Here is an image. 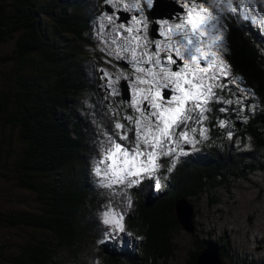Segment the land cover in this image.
Instances as JSON below:
<instances>
[{
    "label": "trees",
    "instance_id": "1",
    "mask_svg": "<svg viewBox=\"0 0 264 264\" xmlns=\"http://www.w3.org/2000/svg\"><path fill=\"white\" fill-rule=\"evenodd\" d=\"M98 8L108 12L96 0H4L0 5V42H15L13 58L26 72L18 77L16 92L0 99V127L18 131L23 147L12 169L16 186L33 194L38 205L33 213L0 211V228L23 232L16 248L0 247V264H68L66 253L88 255L89 231L97 233L90 124L80 110L85 94L98 105L107 95L97 66L101 52L91 49ZM225 25V59L232 77L239 76V84L255 93L243 101L254 104V110L240 111L235 100L243 93L225 81L228 86L218 95L234 103H212L204 152L183 161L160 192L152 180L135 189L140 205L127 221L133 237L118 247L101 243L102 264H171L178 251L176 235L184 231L175 214L176 200L187 198L193 204L202 195L231 192L238 181L264 172V33L233 14L226 13ZM118 99L123 101L121 95ZM100 107L126 124L118 107ZM221 120L227 128L218 126ZM191 235L195 251L185 264H197L206 247H217L223 260L228 257L226 237L200 240Z\"/></svg>",
    "mask_w": 264,
    "mask_h": 264
},
{
    "label": "snow or ice",
    "instance_id": "2",
    "mask_svg": "<svg viewBox=\"0 0 264 264\" xmlns=\"http://www.w3.org/2000/svg\"><path fill=\"white\" fill-rule=\"evenodd\" d=\"M105 2L114 8L118 5L117 11L122 9L136 13L129 18L131 23L123 21L115 12L106 15L110 23H115L114 16L121 19L115 38L111 41L117 47L114 53L109 52L108 55L126 59L123 54H129L127 62L134 69L131 80L123 72L113 75L101 69L110 96L122 94L115 87L121 79L131 83L130 89L125 88V92H130V99L125 102L136 116L123 117L131 129H127L120 120L114 125L119 140L128 143L121 144L111 134H106L108 146L95 172L105 187L126 185L133 188L148 179L154 180L153 186L159 189L158 173L163 167L160 160L169 157L167 172H173L181 156L189 155L200 140L208 139L204 124L209 119L207 113L212 110L208 105L234 103L232 99L225 100L216 92V89L223 92L228 85L222 81H229L231 77L230 65L224 58L227 52L224 12L242 15L245 20L260 26H264V17L257 18L253 14L251 5L254 0H178L181 9L179 14L162 12L163 8L171 6L162 5L160 0ZM148 14L158 25L153 28V32L162 39L148 38ZM118 40L125 43L118 44ZM145 64L148 67H144ZM240 79L239 76L231 77V83L243 93L236 96L235 103L240 111L245 108L254 110V104L244 105L243 101L249 97L255 98V93L243 88L239 84ZM219 111L227 112L228 108H220ZM113 113L119 115L115 110ZM218 126L225 128L227 123L221 120ZM130 130L134 133L132 141L128 137ZM227 135L229 139L232 138L231 132ZM131 206L129 197L127 207ZM125 215V212L112 207L103 213V223L108 226V231L101 243L111 240L119 242L124 236L131 235L125 231Z\"/></svg>",
    "mask_w": 264,
    "mask_h": 264
},
{
    "label": "rangeland",
    "instance_id": "3",
    "mask_svg": "<svg viewBox=\"0 0 264 264\" xmlns=\"http://www.w3.org/2000/svg\"><path fill=\"white\" fill-rule=\"evenodd\" d=\"M9 1L10 0H6V3ZM3 3L4 0H0V5H3ZM96 3H98V6H101L103 9H105V6L107 5L110 6L116 13V16H118V5L117 8H114L112 5L106 3L105 0H96ZM251 7L253 8V14L256 15L257 18L264 17V0H254ZM256 9H259V11H256ZM97 10L98 15L93 23V43L91 45V49L101 52L102 55L101 60L99 61L102 63L100 64L98 62L97 65L98 71L101 72V69H103L113 75L123 72L129 76L130 81L134 72L132 64L129 63V68H125L120 64L121 62H127V59L130 58L129 54H123L126 59H116L114 55H108L109 52L114 53L117 47V45L112 44L111 41L115 38L117 25L120 24L119 19H116L114 16L115 23H110L106 19V15L113 13H108L106 11L101 13L99 12V8ZM119 11L124 10L120 9ZM128 13L132 15L136 14L134 12ZM226 13L232 14L227 11L224 12V24L226 20ZM234 16H239L244 19L242 15ZM148 20L149 27L147 30V36L151 40V21L149 17ZM245 21H248L255 29H259L264 33V26L254 24L250 20ZM129 23H131V21ZM120 31H122V29ZM124 35H127V33H124ZM117 43L122 45L125 41L118 40ZM14 49V41L8 43L0 42V99L6 97L7 95H13L17 89L18 77L26 73L24 71H20L18 62L14 60ZM152 50H155L154 46L152 47ZM161 59H164L163 54L161 55ZM143 66L148 67L147 64ZM172 67L173 70H175V66L173 65ZM21 72L23 74H21ZM122 81L123 79H121L118 85H115V87L119 90ZM222 82L226 83L229 81ZM129 84L131 88V83L129 82ZM218 90L219 89H216L217 94ZM237 91L241 93L240 90ZM119 96L120 95L110 96L109 90L107 89V95L101 100L100 105H98V103H96L92 96L88 93L84 95V98H82V107L80 111L82 116L85 117V120L90 124L89 135L91 138L89 140V148L90 153L93 155L91 159L92 170L90 172V177L92 179V190L97 198L95 206L92 209L94 211L97 233H94L95 231H89L92 232L89 234L92 238H89V242L87 243L86 251L88 255L84 256L79 253V255L75 257L72 252L66 253L65 258L68 260V264H102L99 250L101 241L106 239V232L108 231V226L103 223V213L107 211L109 207L115 208L117 211L125 212V231L130 233L127 221L130 215H134L135 213L137 214V210L140 205L139 199L141 198L135 189L141 187V185L147 181H150L145 179L141 185L133 188H128L126 185H114L109 188L105 187L101 177L96 175L95 169L98 166V161L103 159L105 149L108 146L106 134H111L115 139L119 140L114 127L117 119L110 115L105 108L100 107L102 103L104 107H118L121 109L122 117L125 115L136 116V113L132 108L122 106L123 101L118 99ZM208 107L211 108L212 104H209ZM207 115L209 117V112ZM125 123L126 128L131 129V125H129L126 120ZM226 123L228 124V122ZM204 124L208 130L207 135L209 137V119L205 121ZM227 127L228 125L226 128ZM197 128H199V125H197ZM196 135L197 139H199L198 132ZM128 137L129 141L134 139L133 131H129ZM204 141L205 140H200L189 155L181 156L175 170L171 173L167 172L170 158L164 157L160 160V163L163 165L158 173L160 176V187L159 189L154 187L155 192H160L161 188L168 183H171L173 176L175 174L177 175L178 167L183 161L193 155L196 156L204 152V148H202L201 144ZM119 142L121 144L128 143L123 140H119ZM22 147L23 144L19 141L17 130L12 127H0L1 212L14 210L20 211L21 213H33L36 211V207H38L33 194L16 186L15 173L13 170L14 164L16 163V154ZM152 181L153 184H155V181ZM129 197L132 201L131 208L127 207V200ZM215 200H217L216 203L214 202ZM193 205L197 211L195 218V234H198V238L200 240H213L226 237V245L228 246L229 253L228 257L223 260L224 264H260L264 261V172L258 173L255 176H248L245 180L238 181L234 184L231 192L221 190L215 191L210 195H202L193 201ZM22 234L23 232L19 229L8 230L0 228V247H2L3 244H6L10 248H16L20 243L19 241L23 236ZM120 235L124 236V234ZM128 236L133 237V235ZM128 236H124V239L119 242L116 240H111L110 242L118 247L124 245L125 241H131V238H127ZM143 238L144 237H141L140 241L144 240ZM194 238L195 237H192L191 234H188L185 231L176 235L178 251L176 259L173 260L171 264H185V261L188 259L191 252L195 251Z\"/></svg>",
    "mask_w": 264,
    "mask_h": 264
},
{
    "label": "water",
    "instance_id": "4",
    "mask_svg": "<svg viewBox=\"0 0 264 264\" xmlns=\"http://www.w3.org/2000/svg\"><path fill=\"white\" fill-rule=\"evenodd\" d=\"M160 3L162 5L171 6L163 8L161 11L164 13L179 14V12L181 11L178 0H160ZM106 9L108 13H114V10L110 6H106ZM117 14L123 21H126L128 23L130 22L129 18L132 16V14L125 11H118ZM149 16L151 18V38L161 39L162 37H156V34L153 32V28L158 27V25L155 24V21L153 20L151 14H149ZM121 19H119V23H121ZM120 64L125 68L130 67L129 63L127 62H121ZM125 88L130 89V84L129 82L123 80L120 84V90L122 93L121 98L123 101H127L130 99V92H125ZM175 203V214L182 229L188 234H194L196 232L194 205L189 202L187 198L178 199ZM197 264H224V262L221 256V252L217 247H206L198 255Z\"/></svg>",
    "mask_w": 264,
    "mask_h": 264
},
{
    "label": "clouds",
    "instance_id": "5",
    "mask_svg": "<svg viewBox=\"0 0 264 264\" xmlns=\"http://www.w3.org/2000/svg\"><path fill=\"white\" fill-rule=\"evenodd\" d=\"M151 37V36H150ZM130 65V64H129Z\"/></svg>",
    "mask_w": 264,
    "mask_h": 264
}]
</instances>
